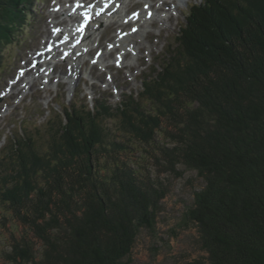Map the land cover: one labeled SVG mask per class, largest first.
I'll list each match as a JSON object with an SVG mask.
<instances>
[{"label":"trees","instance_id":"trees-1","mask_svg":"<svg viewBox=\"0 0 264 264\" xmlns=\"http://www.w3.org/2000/svg\"><path fill=\"white\" fill-rule=\"evenodd\" d=\"M34 2L0 0V65ZM184 16L177 46L139 92L116 107H65L44 123L42 154L37 136L7 140L3 264H131L168 201L135 143L153 145L164 173L181 177L183 165L203 180L178 223L195 227L198 252L181 264H264V0H201ZM107 117L124 137L109 136Z\"/></svg>","mask_w":264,"mask_h":264},{"label":"rangeland","instance_id":"rangeland-1","mask_svg":"<svg viewBox=\"0 0 264 264\" xmlns=\"http://www.w3.org/2000/svg\"><path fill=\"white\" fill-rule=\"evenodd\" d=\"M75 1L35 0L29 23H23L25 27L18 29L12 43L3 48L0 65V150L7 140L11 142L12 137H23V134L26 137L28 134L37 136L36 143L42 154L51 142L44 123L57 114L62 115L65 107L89 103L94 108V99L108 101L116 107L126 94L139 92L143 79L153 72L157 73L162 68L166 52L177 46V33L186 23L183 10L189 8L188 3L201 0H149L156 14L131 35L129 46L134 47L133 50L130 48L125 51L115 43L118 35L130 30L134 24H121L115 20L101 26L95 34L88 53L78 59L79 72H71L70 60L56 57L57 52L53 55L58 63L52 65L50 74L42 70L39 73L35 70L26 72L39 52L47 44L55 43L51 38L55 32L53 22H59V27L63 28L71 23L76 26L81 20L78 17L75 22H70L68 15L62 12L53 14L56 6H71ZM97 2L102 4L99 0ZM124 5L129 16L137 11L146 12L144 0H125ZM135 51L137 54L133 53ZM100 53L106 55L103 58L105 63L95 62ZM121 53L122 59L119 60ZM37 66L41 69L42 64ZM102 125L110 137H124L118 128V118L107 117ZM159 136L158 139L164 142V137ZM134 146L130 152L163 181L168 201L158 215L155 229L144 230L139 237L132 252L131 264H181L198 252L195 227L178 223L182 219L181 214L193 202L194 188L200 187L203 180L196 171L186 169L183 165L178 167L184 170L181 177L164 173L160 163L151 157L153 145L135 143ZM0 233L6 235V231L1 228ZM0 264H3L1 259Z\"/></svg>","mask_w":264,"mask_h":264},{"label":"bare ground","instance_id":"bare-ground-1","mask_svg":"<svg viewBox=\"0 0 264 264\" xmlns=\"http://www.w3.org/2000/svg\"><path fill=\"white\" fill-rule=\"evenodd\" d=\"M101 1V0H99ZM113 8L108 10L107 12L101 11V6L98 5L97 0H76L71 6L60 4L59 7L56 6L54 8V15H58L57 12H62V14L68 15L70 22H75L78 17L83 15L84 12H82V9L89 8L90 10L95 12V18L91 21L92 27L89 28V30L86 31L85 35L79 34L78 30L75 28V25L73 23L66 24L65 27L61 28L59 22H53L55 25V32L54 35L51 36L53 40L60 42V39L63 38L65 40V44H61L60 47H63L64 51H69L70 48H74L73 54L77 55V53L81 52V55L87 54L89 51V44L93 41V38L95 37V34L99 32L101 26H106L108 23H112L116 20V22H119L121 24H129L134 23L133 27L125 32H121L118 35V38L116 39V46L119 45L124 48L125 51L128 49H134V47H130L129 43L131 42V35L134 33L135 30L142 27L146 21H148L152 16L156 14L154 12L153 7L150 5L149 0H144L146 2V6L144 9H146V12L138 11L133 15L132 21H129L130 16L128 15V12L126 11V5H124L125 0L121 2L120 0H112ZM165 1V0H164ZM183 1V0H181ZM80 5L79 7L77 5ZM81 7V8H80ZM82 17V16H81ZM129 21V22H128ZM62 22V21H61ZM80 24L82 21L78 22ZM82 37L83 43L77 44L75 43L76 40ZM92 44V43H91ZM49 45V44H48ZM45 48H47V46ZM59 47V48H60ZM107 54V52H106ZM40 55H43L42 53ZM123 53H121V59H122ZM104 54H101L99 58L97 59L98 62L105 63ZM41 58L43 56H40ZM69 58V57H68ZM119 58V59H120ZM55 60V59H54ZM72 71L79 72V63L77 61L72 60ZM35 68L29 67L27 68L26 72H33ZM39 71V70H37Z\"/></svg>","mask_w":264,"mask_h":264},{"label":"snow or ice","instance_id":"snow-or-ice-1","mask_svg":"<svg viewBox=\"0 0 264 264\" xmlns=\"http://www.w3.org/2000/svg\"><path fill=\"white\" fill-rule=\"evenodd\" d=\"M77 6L79 7L80 5L78 4Z\"/></svg>","mask_w":264,"mask_h":264}]
</instances>
